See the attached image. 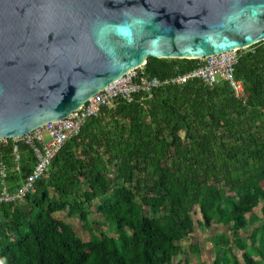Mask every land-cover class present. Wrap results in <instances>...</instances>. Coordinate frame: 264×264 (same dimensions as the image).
<instances>
[{
  "label": "trees",
  "instance_id": "1",
  "mask_svg": "<svg viewBox=\"0 0 264 264\" xmlns=\"http://www.w3.org/2000/svg\"><path fill=\"white\" fill-rule=\"evenodd\" d=\"M251 49L235 68L244 99L227 82L192 80L89 119L23 201L0 203V264H175L198 211L199 226L226 230L214 237L213 264H248L237 252L264 264V216L255 212L263 204L264 213V41ZM203 63L150 58L144 72L167 80ZM14 148H0L11 193L36 165L32 148L20 145L19 163ZM75 218L89 241L76 237Z\"/></svg>",
  "mask_w": 264,
  "mask_h": 264
},
{
  "label": "water",
  "instance_id": "2",
  "mask_svg": "<svg viewBox=\"0 0 264 264\" xmlns=\"http://www.w3.org/2000/svg\"><path fill=\"white\" fill-rule=\"evenodd\" d=\"M264 41V0H0V139L67 118L150 58Z\"/></svg>",
  "mask_w": 264,
  "mask_h": 264
},
{
  "label": "built area",
  "instance_id": "3",
  "mask_svg": "<svg viewBox=\"0 0 264 264\" xmlns=\"http://www.w3.org/2000/svg\"><path fill=\"white\" fill-rule=\"evenodd\" d=\"M242 51H232L205 58L202 60L204 63L200 68L167 80L150 78L145 74L144 66L140 67L101 90L67 118L46 124L32 133L14 140L0 139V148L8 145L10 141L14 142L17 163L21 159L19 154L21 144L32 148L36 157V165L33 171L15 193H11L8 188V168L4 162H0V184L2 187L0 203L23 201L34 190L36 183L47 172L65 144L81 132L89 119L96 117L104 107L113 106L118 100L132 103L138 94H145L152 98L154 92L164 86L184 85L192 80H201L209 87H214L223 81L227 82L235 92L236 97L244 99L246 97L244 83L235 77V68ZM44 133L49 135V142L45 141Z\"/></svg>",
  "mask_w": 264,
  "mask_h": 264
},
{
  "label": "rangeland",
  "instance_id": "4",
  "mask_svg": "<svg viewBox=\"0 0 264 264\" xmlns=\"http://www.w3.org/2000/svg\"><path fill=\"white\" fill-rule=\"evenodd\" d=\"M251 48L243 51H249ZM44 138L46 142L50 141V137L47 133H44ZM262 189L264 190V183L262 184ZM262 207L263 204H261L260 207L255 210L256 215L259 217L264 216ZM58 216L62 219L66 218L64 214H58ZM204 216V213L199 211L193 215V221L196 227L195 231L188 239H185L182 242L183 255L177 259L175 264H213L216 258L215 244L213 241L214 237L216 234H223L226 232V230L224 227L217 224L199 226L200 221H205ZM73 223L77 229L76 237H78V239L82 240L83 242L89 241L90 233L88 230L81 228L83 225L82 221H80L78 218H75ZM103 231L111 237L116 234L115 228H110L108 223L105 224ZM237 254L241 260H247L248 264H259L261 260L258 257H252L250 254L244 252H237Z\"/></svg>",
  "mask_w": 264,
  "mask_h": 264
}]
</instances>
